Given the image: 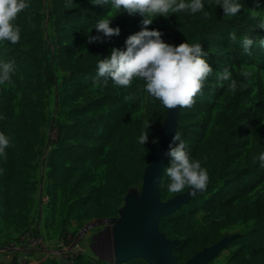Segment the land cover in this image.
Wrapping results in <instances>:
<instances>
[{"label": "rangeland", "instance_id": "374dc122", "mask_svg": "<svg viewBox=\"0 0 264 264\" xmlns=\"http://www.w3.org/2000/svg\"><path fill=\"white\" fill-rule=\"evenodd\" d=\"M31 9L29 14L36 19V24H31L26 30L21 31V38L16 44L8 41L0 42V58L8 61L14 57L18 61L17 80L11 84L0 85V117L3 115L4 99L2 92L10 91L13 94V117L14 120L20 114V103L22 99L30 101L35 106L37 119L29 122L37 130V139L33 144V156L29 161L31 170L28 172V179L34 186V192L28 196L26 207L19 210L12 209V213H4L5 195L4 187L0 184V249H12L11 245H18L23 233L29 229L39 230L43 243L41 246L32 248L33 253H38L45 249L50 251L47 255L32 257L31 260L19 257L12 258L20 263L32 262L35 260H47V264H57L51 255L60 250L74 248L77 257L76 264H115L112 250V224L109 220L119 218V209L123 205V199L130 192H140V182L136 185L127 186L117 192L120 202L118 208L112 209V216L101 215L93 220H78L82 211L75 207L70 211V202L77 199L72 193V187L65 189L56 188L50 180V171L47 167L48 156L52 149L59 147L69 153V156L80 146L83 155L74 163L77 170L84 174L88 180L87 189L99 188L105 181L106 167L112 164L117 152L108 162L93 169L90 166L94 145L91 139L102 133L103 124L107 115L106 109L100 107V102L104 95L102 78H98L96 73L89 81H78L72 86L71 81H67L69 76L68 68L72 66H83L87 61L88 50H96L101 46L109 48L123 49L125 38L142 27L141 16L139 14L129 15L117 20L114 16L110 26H119L120 34L101 41L88 43L87 36L83 37L78 33L79 24L86 21L87 16L92 13L96 21L105 16L110 18L115 15V11L110 6L99 12L101 6L93 3V0H76L75 5L70 9H60L57 0H30ZM71 9L82 10L78 16L77 23L73 27L69 26L65 19L59 18L61 14L69 12ZM241 28H250L252 32L247 36L256 41V34L264 29L259 28V24L264 22V0H256L247 10L238 12L236 15ZM166 26L165 17L157 16L153 23L148 25L149 29L155 28L163 33ZM39 32L41 49L37 51L34 41ZM126 34V37L124 35ZM89 35H97L94 30ZM261 39H264V35ZM165 43L169 44L166 40ZM254 46V45H253ZM252 46V47H253ZM208 53L207 62L213 68V72L205 80L200 93L194 97L191 107H184L182 115V125L178 132L182 139L187 142L189 152L193 151L198 139L206 137L217 131L218 115L226 109L227 103L235 98L236 109L247 107L251 109V117L238 124L237 138L231 143L235 148L232 155L236 156L243 167L250 170L252 181L248 182L250 190L248 192L249 201L256 203L264 196V172L260 170L255 160L252 158L251 139L253 136L264 139V61L261 66L254 62V55L246 53L243 49L239 51V66L237 67L232 59V50L229 44L219 42V44H209L203 46ZM264 54V46H262ZM231 73V79L237 81V89L233 91L230 87V80H219L218 77L224 69ZM238 68L243 77L239 78ZM138 97L139 109L132 116L139 125V130L134 137L132 148L139 149V136L148 123V132L156 127L158 122L157 99L151 97L144 87V81L134 79L128 86L129 100L132 96ZM94 109L88 111L89 117H80L82 111L87 106ZM232 108V107H231ZM74 112L72 118L69 113ZM167 114V113H166ZM166 117V116H165ZM93 119L98 122L96 130L87 128V122ZM74 122H82L83 125L78 130L66 131L64 126H72ZM80 139L76 138L79 133ZM178 141H175V144ZM175 146V145H174ZM230 147V141L228 142ZM9 147V146H8ZM5 149V152L8 150ZM108 150H103V155ZM4 161L0 156V165ZM169 156L166 168L170 166ZM248 164V166L246 165ZM70 165V161L68 162ZM166 172L160 183L161 198L165 201L173 196L183 193L172 192L164 186ZM223 186V179L220 174L215 176L213 191ZM212 189L202 194L199 201H196L192 208L195 211V221L206 226L208 221L213 220L214 215L206 210L204 202L211 195ZM42 197L47 198L46 204L42 202ZM253 227L252 221L240 222L220 229L221 237L232 234L239 235V241L234 245H228L214 258L210 264H227L230 255L238 248L247 244L249 237L244 238ZM209 234L208 245L214 244V232ZM169 238H177L180 243L175 249L174 255L179 263L188 259L187 253L180 251L183 247L184 239L167 234ZM204 246V247H207ZM30 250V249H29ZM32 253V252H29ZM20 260V261H19ZM59 264V263H58ZM146 264V263H145Z\"/></svg>", "mask_w": 264, "mask_h": 264}, {"label": "trees", "instance_id": "16d2710c", "mask_svg": "<svg viewBox=\"0 0 264 264\" xmlns=\"http://www.w3.org/2000/svg\"><path fill=\"white\" fill-rule=\"evenodd\" d=\"M57 1L59 8L65 10L70 9L76 3V0ZM255 1L241 0L243 7L239 12L247 10ZM257 1L259 2V0ZM29 3L30 7L18 13L15 21L20 26L21 31L26 30L31 24H36V19L29 14L31 9L30 0ZM104 9L105 7H100L99 12L104 11ZM205 12L207 15H205ZM81 14L82 10L71 9L69 12L61 14L59 18L65 19L69 26L73 27ZM126 15V12H121L116 14L115 17L121 21ZM95 23L96 19L90 13L86 21L79 24L78 33L82 34L83 37L88 36L94 30ZM165 23L166 26L163 28L161 37L164 42L168 40L169 44L174 46L185 41L190 44L201 43L203 48L204 45H216L221 41V43L231 46L232 59L237 67L239 66V51L242 48L241 41L252 32L248 27L241 28L236 16H224L223 9L217 5V0H205L204 12L195 14L188 12L170 13L165 18ZM233 33L237 37L235 41L231 39ZM36 35L34 46L39 51L41 49L39 32H36ZM263 35L261 32L256 34V41L250 49V54L254 55V62L259 66L264 61L262 46L259 44V40ZM124 37H126V34ZM110 51L111 48L108 46L88 50L87 61L83 66L68 68L67 81H71L72 86H74L78 81L91 80L97 72V61L109 55ZM10 60L14 61L16 69L12 76L14 82L18 77V61L14 57ZM238 75L239 78L243 77L239 68ZM102 87L104 95L100 107L106 109L107 115L102 133L90 140L94 145L93 153L89 158L91 168L96 169L102 166L117 152H120L115 157L114 162L106 167L103 185L99 188L87 189L88 180L86 176L74 166V163L83 155L84 149L82 147L77 146L76 151L70 156L65 150L56 147L50 151L48 156L47 167L50 171L49 176L53 186L60 189L72 187L71 193L77 199L72 200L69 206L70 211H73L75 207L82 211L81 217L77 218L78 220H93L101 215L112 216V209L120 206L117 192L141 181L143 171L148 164V157L156 151L160 143L162 125L168 111L157 99L159 115L157 125L148 135L145 144H139V149L134 150L132 144L139 130V125L133 120L132 116L139 109L138 97L134 95L127 100L128 87L116 85L111 80L106 85L102 83ZM2 97L5 103L3 115L0 118V132H4L10 138V144L3 155L4 161L0 165V184L4 187V213L9 215L12 213V209L19 210L26 207L29 200L28 196L34 192V186L28 179V172L31 170L29 161L33 156V144L38 133L29 122L37 119L38 116L35 112V106L24 98L20 103V114L14 120L13 94L10 91H4ZM235 101L236 99L232 98L227 103L226 109L218 115L217 131L206 137H200L190 154L194 159L200 160L201 165L208 171L209 182L205 190L193 197L172 215L162 217L159 220L158 227L166 236L170 234L184 239L180 251L186 252L188 258H190L194 253L208 245L209 234L207 235V232H214L215 239L218 241L222 238L219 232L221 228L240 222L252 221L251 231L244 236V238L249 237L250 241L234 251L228 258L227 264H264V196L259 198L255 204L249 201L248 192L251 185L248 187V182L253 179L250 170L243 167L242 162L231 154L235 149L231 143L237 138L238 124L251 117V109L247 107L236 109L237 104ZM90 109L95 110L93 106H87L80 117H89L88 111ZM183 112L184 107H179L177 132L182 125ZM73 115L74 112L69 113V118H72ZM82 125V122H74L72 126L65 125L64 129L66 131L78 130ZM86 125L87 128L96 130L98 122L90 119ZM83 133L85 132L79 133L76 138L80 139ZM154 139L157 140V143H153ZM229 141L230 147L228 146ZM106 147L112 150H108L103 155V150ZM251 150L252 158L260 170L264 172V166H261L262 162L258 159L259 154L264 153V139L261 140L253 136ZM69 161L70 165H68ZM246 165L248 166V164ZM217 174L221 175L223 186L213 191ZM169 183L170 179L166 175L164 186L168 188ZM210 187L212 193L204 204L205 209L210 212V215L213 214L215 218L208 221L206 226H203L195 221V211L192 205L199 201L202 194L207 192L208 189L210 190ZM187 189L186 187L185 191ZM161 200L163 199L161 198ZM238 241L239 239H236L231 244L234 245ZM176 251L177 249H174L173 254ZM47 263V260H43L34 264ZM76 263L77 257L74 260V264ZM10 264L21 263L13 260ZM126 264H145V262L140 258H135L128 260Z\"/></svg>", "mask_w": 264, "mask_h": 264}, {"label": "clouds", "instance_id": "9594fccd", "mask_svg": "<svg viewBox=\"0 0 264 264\" xmlns=\"http://www.w3.org/2000/svg\"><path fill=\"white\" fill-rule=\"evenodd\" d=\"M101 7L110 6L116 14L126 12L129 15L139 14L142 27L139 31L129 35L123 49L112 48L110 54L99 59L96 64V75L102 78V83L111 80L121 87H128L134 79L143 80L147 93L158 99L167 109L191 107L194 97L201 92L205 80L213 72L207 62L208 53L202 49L201 43L182 42L178 45L165 43L161 37L163 33L147 26L154 18H167L170 13L188 12L195 14L204 12L205 0H93ZM217 5L223 9L224 16H236L243 7L241 0H217ZM30 7L29 0H0V42L8 41L16 44L21 38L20 26L15 23L18 13ZM115 14V15H116ZM105 16L96 21L97 35H88V43L103 41L120 34V27L110 26L112 18ZM205 15L207 13L205 12ZM264 29V22L259 24ZM235 41L236 35L231 34ZM264 46V39L259 40ZM241 45L246 53L254 45V40L244 37ZM14 61L0 59V85L13 83L15 73ZM219 80H230L229 87L235 91L237 81L231 79V73L226 68L218 77ZM2 118V117H0ZM148 123L141 135L139 143L144 145L148 140ZM170 144L168 155L171 157L170 166L165 169L170 179L168 188L172 192H181L186 187L192 192L203 190L209 182L208 171L201 165L200 160L194 159L189 152L187 142L176 131ZM153 143H157L154 139ZM10 144V138L0 132V156ZM261 166H264V153L258 156Z\"/></svg>", "mask_w": 264, "mask_h": 264}, {"label": "water", "instance_id": "95a60500", "mask_svg": "<svg viewBox=\"0 0 264 264\" xmlns=\"http://www.w3.org/2000/svg\"><path fill=\"white\" fill-rule=\"evenodd\" d=\"M179 106L168 109L162 125L161 140L156 151L148 157V164L140 181V192H130L123 199L119 218L109 220L112 224V250L115 264H126L128 260L140 258L146 264H208L228 245L239 238L238 234L222 237L214 244L202 248L183 263H178L173 250L180 240L169 238L160 231L159 220L172 215L193 197L202 193H190L188 188L168 200H161L160 183L169 158L170 144L175 145Z\"/></svg>", "mask_w": 264, "mask_h": 264}, {"label": "built area", "instance_id": "2783aa9c", "mask_svg": "<svg viewBox=\"0 0 264 264\" xmlns=\"http://www.w3.org/2000/svg\"><path fill=\"white\" fill-rule=\"evenodd\" d=\"M42 202L46 204L47 198L42 197ZM43 238L39 232V230L35 229H29L21 238V241L18 245H11L13 247L12 249H9L8 252L13 256V258H19L15 256V254L18 251H27L31 250L32 248H36L37 246H41L43 243ZM53 258L59 263V264H74V260L76 258V252L74 248H70L67 250H60L58 252H54L51 254ZM20 261V260H19ZM20 263V262H19ZM26 263V262H24ZM28 263V262H27ZM23 264V263H21ZM30 264V263H29Z\"/></svg>", "mask_w": 264, "mask_h": 264}, {"label": "crops", "instance_id": "0c3cea01", "mask_svg": "<svg viewBox=\"0 0 264 264\" xmlns=\"http://www.w3.org/2000/svg\"><path fill=\"white\" fill-rule=\"evenodd\" d=\"M50 250L48 249H45L43 251H40L38 253H33L32 250H27V251H18L15 256L17 257H23V258H26V259H29L31 260V256L32 257H39L40 255H47L49 254ZM29 252H32V253H29ZM11 254H9L8 250H1L0 251V264H10V259H13L12 256H10ZM32 262L35 263V260H33ZM31 264V261L29 262Z\"/></svg>", "mask_w": 264, "mask_h": 264}]
</instances>
